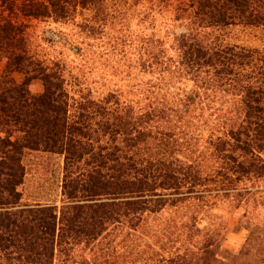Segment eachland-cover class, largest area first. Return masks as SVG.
<instances>
[{"label": "trees", "instance_id": "trees-1", "mask_svg": "<svg viewBox=\"0 0 264 264\" xmlns=\"http://www.w3.org/2000/svg\"><path fill=\"white\" fill-rule=\"evenodd\" d=\"M49 21L126 83L40 48ZM233 27L264 31V0H0V264L216 261L211 209L264 179V48Z\"/></svg>", "mask_w": 264, "mask_h": 264}, {"label": "rangeland", "instance_id": "rangeland-1", "mask_svg": "<svg viewBox=\"0 0 264 264\" xmlns=\"http://www.w3.org/2000/svg\"><path fill=\"white\" fill-rule=\"evenodd\" d=\"M35 26L32 29L34 41L40 44V48L45 47V51L48 49L49 53L65 59L69 70L74 74L88 77L97 92H105L108 88H114L122 83L121 77L113 75L112 68L108 67L106 63H102L103 60L99 56L85 54L84 47L86 45L83 36L79 34L75 25L49 21L37 23ZM47 29H52L56 32L57 39L55 41L49 42L43 38V33ZM229 40L264 48V31L255 27H233L231 28ZM77 46L81 47L80 50H77ZM2 67L3 64L0 63V71ZM15 77L21 80L22 74L15 73ZM122 81L126 83L125 80ZM30 89L34 92L40 91V82L37 80L33 81ZM34 156L27 158H30L29 161H35L36 158ZM27 181L26 184L31 189L32 179ZM257 186L261 191L257 193L256 201L251 199L248 204L243 203L237 209L226 202H219L211 209L212 220L217 223V226L220 224L225 228L223 239L220 241L223 250L218 251L216 257L214 256L216 261L211 260L210 264H264V179L258 181ZM55 187L57 188L56 184ZM212 220L205 219L199 225L203 230H206ZM198 237V240L202 241L200 239L202 238V233ZM173 244L178 246L175 242ZM160 253L167 257L172 252L160 251ZM206 261L207 257L204 259L203 264L209 263V260L207 263ZM119 264L145 263L143 260L131 261L122 258Z\"/></svg>", "mask_w": 264, "mask_h": 264}]
</instances>
